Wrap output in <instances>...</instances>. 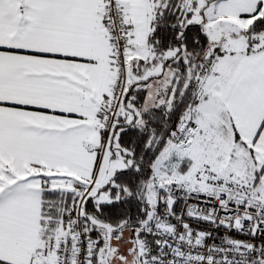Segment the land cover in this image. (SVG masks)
I'll return each instance as SVG.
<instances>
[{"label":"snow or ice","instance_id":"snow-or-ice-1","mask_svg":"<svg viewBox=\"0 0 264 264\" xmlns=\"http://www.w3.org/2000/svg\"><path fill=\"white\" fill-rule=\"evenodd\" d=\"M0 264H264V0H0Z\"/></svg>","mask_w":264,"mask_h":264}]
</instances>
